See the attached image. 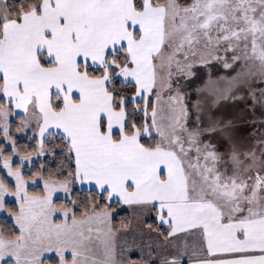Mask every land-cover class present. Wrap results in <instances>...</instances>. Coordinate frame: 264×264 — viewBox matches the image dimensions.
Here are the masks:
<instances>
[{
    "label": "snow or ice",
    "instance_id": "snow-or-ice-1",
    "mask_svg": "<svg viewBox=\"0 0 264 264\" xmlns=\"http://www.w3.org/2000/svg\"><path fill=\"white\" fill-rule=\"evenodd\" d=\"M0 264H264V0H0Z\"/></svg>",
    "mask_w": 264,
    "mask_h": 264
}]
</instances>
